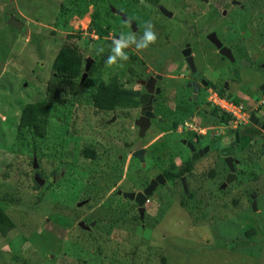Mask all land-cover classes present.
<instances>
[{
  "label": "rangeland",
  "instance_id": "1",
  "mask_svg": "<svg viewBox=\"0 0 264 264\" xmlns=\"http://www.w3.org/2000/svg\"><path fill=\"white\" fill-rule=\"evenodd\" d=\"M233 1L241 7L231 0H159L171 13L167 18L143 0H0V206L11 225L0 233V264H160V257L165 264H264L263 134L241 148L232 137L243 123L219 124L206 101L216 90L226 94L220 88L229 70L206 39L208 32L234 48L237 59L254 60L246 71H256L263 60L264 0ZM110 7L135 23L137 38L147 21L157 35L143 51L126 49L123 67L109 68L105 60L113 38L133 32ZM78 8L84 10L80 17ZM10 16L22 24L20 30L6 24ZM185 43L210 83L193 102L187 100L190 76L178 54ZM101 45L105 51L98 56ZM65 46L82 58L80 74L65 85L52 84L55 100L46 134L38 139L17 129L19 113L47 97L53 59ZM86 59L91 62L85 72ZM151 71L162 76L154 110L161 122L137 140L134 107L103 112L91 100L99 82L112 80L130 98L135 80ZM238 71L231 75L236 93L244 82ZM252 85L245 83L249 90ZM243 96L233 98L264 114V104L255 107L252 97L244 102ZM194 139L207 149L192 161L184 142ZM224 147L232 159L229 182ZM85 148L92 159L82 155ZM138 148L144 149L142 167L132 157ZM188 158L193 164L184 175L186 192L178 180L165 181L143 203L141 216L122 197Z\"/></svg>",
  "mask_w": 264,
  "mask_h": 264
},
{
  "label": "flooded vegetation",
  "instance_id": "2",
  "mask_svg": "<svg viewBox=\"0 0 264 264\" xmlns=\"http://www.w3.org/2000/svg\"><path fill=\"white\" fill-rule=\"evenodd\" d=\"M204 1H206V0H204ZM143 2L150 5V6L156 7L157 11H159V13L161 15H163L167 18L171 17V13L159 5V0H150V1L143 0ZM231 4L238 5V2L231 0ZM239 7H241V6H239ZM112 12L116 13L121 20H123L122 16H124L125 18L123 21L128 22V24L130 26V31H132L134 33L135 27H134V29H132V27H131V23H133V26L135 25V23L133 21H131L130 19H127L126 15L122 12H119V11L115 12L114 9ZM167 14H169V16H167ZM211 33H213V32H208L206 34V36H205L206 39H207V36ZM219 43L221 44V47H223L224 49L227 50L226 53L228 56L220 55L218 52L219 51L218 49H216V52L219 55L220 59L222 61L226 62V64H228V66H229V70L228 71L225 70V72L227 73V81H224L221 84L220 90L225 91V93L227 95L229 94L230 96H232V98H230L226 94L224 95V94L220 93L219 90H216L214 92H217L219 95L225 96V97L230 98V99H233V97L237 96V94L240 92V93L244 94V96L242 97V99L245 100L244 102H247L246 100H249V98L252 97L253 102L256 103L255 107L261 108V106H262L261 104H264V56H263L262 62H260L258 64L259 68H257L256 71L255 70H253L251 72H250V70L246 71L245 69L250 67L251 62H253L254 60L247 61V60H245V57L237 59L236 52H235L234 48L232 49L231 47L227 46L226 44H222L220 41H219ZM186 49L188 50L187 55L184 56L183 51ZM178 54L181 56L182 61L185 64L184 66H185V68L188 71V74L190 76L189 81L185 84V87L189 90V96L187 97V100L189 102H193L196 99V97L200 94L201 91H204L205 89L210 88V83L204 78L203 75H201V73L198 72V70L194 66V59H193L192 54L190 53V46L188 45V43L183 44V47L179 49ZM262 55H264V53H262ZM188 57L190 58V60L193 64V71H191V69L189 68V66L186 62V58H188ZM234 68L239 69L238 74L235 73V75L244 81L243 85H241L242 87H240L241 90H239L238 93H236L237 90L235 91L234 89L230 88L231 86H233V79L231 78L232 77L231 75L233 73ZM226 73H225V75H226ZM195 75H196V77H195ZM244 75L246 77H243ZM241 77H243V78H241ZM161 78H162V76L158 72L155 73L154 71H151L144 78L136 79L135 80V86H137L138 88L131 90L130 94H131L132 102L135 101L136 105L134 108L136 109V112H137L136 117L134 119H132V121H131V127L133 129H135V139H137V140H140L143 136H145L146 133H148L149 128L151 127V125L154 122L155 123L161 122V119L157 118L155 113H154V110L157 107L158 98L161 94V89L157 85V83H159L161 81ZM247 82H253V85L251 86L252 88H250V90H249V88L245 87V83H247ZM194 89H195V92H193ZM140 98H141V102H142L141 104L139 103ZM256 99H257V101H256ZM206 101L209 102L208 100H206ZM91 102H92V100H91ZM240 104L242 106H244V108H247V110H249L250 113H249L248 120L246 122H243L242 126L239 129L250 127L256 131L254 135L261 133V134H263V137H264V129L261 128V126L264 125V114L262 116L255 115L254 113H251V110L249 109L252 106L247 105V103H245V104L240 103ZM210 107L212 110L213 109L216 110L214 107H212L211 104H210ZM130 108H132V107H130ZM141 110H142V116L144 113H149L150 117H149V123H148L147 128L144 130L142 136H139L138 128L134 125V122H135V120H137L140 117ZM260 111H261V109L258 110V112H260ZM251 116H253L252 121L250 120ZM254 121H255V123H254ZM232 128L235 129V127H232ZM237 136H238L237 133L234 132V135L232 138H233V141H235V143L238 140ZM187 142L191 143L192 147L195 150V153L198 151L200 152L199 154L196 155V158L200 157L203 154V152L206 150L205 148H207V147H200V148L197 147L196 146V142H197L196 139H194L192 141L186 140L184 142V144H185L187 151L189 152V157H191L192 153L189 151V149L187 147V144H186ZM263 146H264V139H263V142L261 144V147H263ZM208 148L210 149V147H208ZM136 151H140L138 154L140 159L138 157H133V156L132 157L134 159H136V161L139 162L141 164V167H142L144 149L143 148L135 149L132 152V154ZM162 172H160L158 175H156V176L152 177L150 180H148L147 184L144 186V188L140 192H142L151 182H153L151 193L149 195V196H151L153 191L156 189V187H158L159 185H161L165 181H169V180H165L163 178ZM180 178L181 177H179L177 180L181 185ZM181 187H182V185H181ZM131 193H133V192H131ZM122 194L123 193H121V195ZM149 196H147L145 198V201L148 199ZM131 202H133V201H131ZM134 205H135V203H134ZM136 208H137V206H136ZM142 208H143V204H142ZM80 229H83L84 231H90V228L85 226L84 224H83V227Z\"/></svg>",
  "mask_w": 264,
  "mask_h": 264
},
{
  "label": "trees",
  "instance_id": "3",
  "mask_svg": "<svg viewBox=\"0 0 264 264\" xmlns=\"http://www.w3.org/2000/svg\"><path fill=\"white\" fill-rule=\"evenodd\" d=\"M150 1V0H146ZM84 10L78 8L75 10V15L80 17L83 15ZM94 17V15H93ZM95 31L101 35L102 30L95 25ZM106 34V33H105ZM82 58L76 53V51L68 46L61 47L55 55L52 62V69L55 71L54 76L51 77V83L46 88L47 97L37 102L25 104L20 110L17 129H24L32 136L42 139L46 134L47 119L49 112L54 102V95L57 91H52V84L65 85L70 81L79 77L81 69ZM53 88V87H52ZM230 99V98H228ZM235 104L238 100L230 99ZM132 98H127L122 87L115 80H112L108 84L99 82L96 86L92 96V107L97 111L108 112L114 110L119 106L135 107V101L132 102ZM125 104V105H123ZM214 113L217 111L212 110ZM217 122L219 124L228 123L229 118L222 114H218ZM238 142L241 148H244L250 141L251 136L255 134V130L252 128L236 129ZM82 155L86 158L92 159L94 157L92 150L85 148L82 150ZM192 161L190 158L186 159L182 165H172L169 169L162 172V176L165 180H177L179 177H184L192 169ZM189 196V195H188ZM182 205V203H180ZM11 227L6 218L2 207L0 206V233L4 234L7 228ZM160 264H165L164 258L160 257Z\"/></svg>",
  "mask_w": 264,
  "mask_h": 264
},
{
  "label": "water",
  "instance_id": "4",
  "mask_svg": "<svg viewBox=\"0 0 264 264\" xmlns=\"http://www.w3.org/2000/svg\"><path fill=\"white\" fill-rule=\"evenodd\" d=\"M110 11L112 12L113 9L110 8ZM167 16H169V14H167ZM124 16H122V19L124 20ZM6 24L13 27L15 30H20L22 28V24L19 23L13 16H10L8 17L7 21H6ZM131 27L132 29H134V26H133V23H131ZM207 40L214 45V47L216 49H218L219 51V54L222 55V56H228L227 55V50L224 49L223 47H221V44L219 43V41L216 39L215 35L213 33L209 34L207 36ZM187 49L183 51V55H187ZM91 62L90 59H86L85 60V65H84V71L86 72L88 70V67H89V63ZM186 62L189 66V68L191 69V71H193V64L190 60V58H186ZM85 76V73L84 75ZM195 92V89L194 91ZM139 103L141 104V98L139 99ZM149 113H144L143 116H142V110L140 112V117L135 120L134 122V125L138 128V134L139 136H142L144 130L147 128L148 126V123H149ZM250 120L252 121L253 120V116L250 117ZM255 123V121H254ZM262 129H264V125L261 126ZM187 147L189 149V151L192 153L191 154V160H195L196 159V155L199 154L200 152H196L195 153V150L194 148L192 147L191 143L187 142ZM207 149V148H205ZM139 152L140 151H136L132 154L133 157H138L139 158ZM221 155L223 156V162L224 164L226 165L227 167V170H228V173H227V176H226V179L225 181L226 182H229L232 178H233V174H232V171H233V167H232V159L231 157H229V151H228V148H224L220 151ZM140 159V158H139ZM34 178V181H36L39 185H41L42 181L41 179L38 177L37 174H34L33 176ZM180 182H181V185H182V188H183V191L186 192L185 190V182H184V177H181L180 178ZM152 185H153V182H151L142 192H137V193H123L122 196L130 201H133L135 203V205L137 206V211L139 213V216L142 215V211H143V208H142V204L144 203L145 201V198L147 196L150 195L151 193V189H152ZM251 198H252V202H251V209L254 211L255 210V207H254V204H255V201L253 200V194L251 195ZM78 227L79 228H82L83 227V223L79 222L77 223Z\"/></svg>",
  "mask_w": 264,
  "mask_h": 264
},
{
  "label": "clouds",
  "instance_id": "5",
  "mask_svg": "<svg viewBox=\"0 0 264 264\" xmlns=\"http://www.w3.org/2000/svg\"><path fill=\"white\" fill-rule=\"evenodd\" d=\"M157 35L154 31V25L151 21H147L144 24V33L137 38L135 33H128L127 35L121 34L118 38H113L111 42L110 54L105 60V64L111 68L113 66L123 67L124 63L129 60V56L126 49L132 48L139 51L147 49L150 45L156 42ZM96 55H102L105 51L104 47L98 46L96 48ZM239 103V102H238Z\"/></svg>",
  "mask_w": 264,
  "mask_h": 264
},
{
  "label": "built area",
  "instance_id": "6",
  "mask_svg": "<svg viewBox=\"0 0 264 264\" xmlns=\"http://www.w3.org/2000/svg\"><path fill=\"white\" fill-rule=\"evenodd\" d=\"M207 100L218 114L227 116L230 123L241 124L248 120V112L240 103L235 104L232 100L219 95L217 92H212Z\"/></svg>",
  "mask_w": 264,
  "mask_h": 264
}]
</instances>
